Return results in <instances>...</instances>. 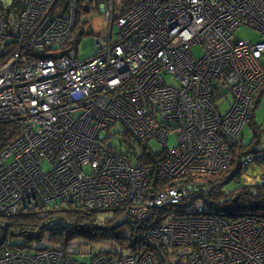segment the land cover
Returning a JSON list of instances; mask_svg holds the SVG:
<instances>
[{"label":"built area","instance_id":"1","mask_svg":"<svg viewBox=\"0 0 264 264\" xmlns=\"http://www.w3.org/2000/svg\"><path fill=\"white\" fill-rule=\"evenodd\" d=\"M80 1L21 0L11 22L0 9V123L17 131L0 149V228L9 216L57 203L120 209L147 224L152 242L183 248L185 264H264V217L209 206L204 182L231 165L264 88V0H134L120 15L116 0H92L105 26L84 25L94 54L82 59L81 38L72 43ZM242 26L259 39L235 36ZM114 137L132 150H117ZM152 138L163 146L159 155L148 152ZM241 162L264 165V150ZM84 253L74 241L5 247L0 264H86L75 258ZM89 264L166 263L125 249L95 253Z\"/></svg>","mask_w":264,"mask_h":264},{"label":"trees","instance_id":"2","mask_svg":"<svg viewBox=\"0 0 264 264\" xmlns=\"http://www.w3.org/2000/svg\"><path fill=\"white\" fill-rule=\"evenodd\" d=\"M89 2L92 0L80 1L72 35L73 44H76L83 35L90 33L84 31L85 20H82L81 14L88 11L86 5ZM133 3L134 0H116L117 15L122 14ZM0 9L7 22L14 21L21 10V0H12V3L7 7L0 4ZM16 134L17 131L13 124L0 123V149ZM232 153L233 161L225 171L204 177V180L211 185V193L207 203L209 206L225 212L226 215L234 216V214L241 215L249 212L264 217V182L241 183L239 175L244 170L241 158L245 153L242 144H235L232 147ZM154 154L159 155L160 153ZM152 158L149 157L150 160ZM233 180L237 182L231 189L224 192L223 185ZM7 220V228H0V249L5 247L26 248V243L12 244L10 239L19 236L28 240L40 239L45 231H50L58 239V245L74 241L81 251H84L82 249L83 244L107 241L110 242L113 249L101 250L99 253L137 249L161 256L166 264L186 263L183 248L165 249L162 245L152 242L144 232L147 224L132 223L120 209L80 212L57 203V207L49 210L13 215ZM42 248L45 247L35 249ZM180 250H183L182 254L179 253Z\"/></svg>","mask_w":264,"mask_h":264},{"label":"rangeland","instance_id":"3","mask_svg":"<svg viewBox=\"0 0 264 264\" xmlns=\"http://www.w3.org/2000/svg\"><path fill=\"white\" fill-rule=\"evenodd\" d=\"M12 3V0H0L1 6L7 7ZM88 11L87 12H82V20H85V28H92L94 25L97 24V27L99 28V31L103 29L105 26L103 21H102V15H101V9H97L98 6L95 4V2H89L87 5ZM101 8V7H100ZM116 29H113V32H115ZM235 36H240L243 39H249L251 41H256L259 39L258 33L254 32L252 29L247 28V27H240L235 33ZM77 56L79 58H84V57H89L94 54V44H93V37L92 34L87 33L83 35L77 45ZM61 49L56 50V53H59ZM192 53L195 58H198L202 55V49L199 45H195L192 48ZM171 76L166 75V79L168 82H171ZM231 100V96L228 95L226 100H220L219 105L221 108V112H225L228 107H229V101ZM257 101V99H256ZM254 112L255 116L253 119V123L248 124L247 122L244 124L239 141L241 139V143L244 145L250 144L252 138L255 139V147L259 149L264 148V93L261 96L260 100L258 101V104L256 105V102L254 104ZM251 119V118H250ZM249 119V120H250ZM248 120V122H249ZM121 129L120 125L112 126L111 130H119ZM243 138V140H242ZM119 137H114L111 139L112 145L117 149L126 150L125 153H129L127 151L132 150L131 147H129L127 144L122 145L119 147ZM243 141V142H242ZM176 143V138L174 135V132H171L168 135V140H167V148L171 149ZM132 146L135 148V150L139 154H144L146 153L145 150L143 149V146L139 145L136 141L131 142ZM257 144V145H256ZM254 146V145H252ZM147 147H148V152L150 153H157L160 150L163 149V146L160 144V142L155 139H149L147 141ZM248 152H255L253 148H249L248 150L245 151L243 155H245ZM242 155V157H243ZM229 167V166H228ZM227 167V168H228ZM227 168H225L223 171H225ZM233 169V168H232ZM221 171V172H223ZM220 172V173H221ZM239 181L243 184H250L252 182H264V165L263 164H253L250 165L247 168H244V170L241 172L239 175ZM207 184H209L207 181H204ZM237 182V181H235ZM234 180L231 182H228L223 185V190L228 191L231 189L234 184ZM209 186V185H208ZM210 187V186H209ZM58 239L56 236H54L50 231H45L44 234L40 239H32L28 240L27 238L24 237H12L10 239V243L12 244H23L26 243L27 247L26 249H31L35 250V248H41V247H53L58 245L57 242ZM107 242V241H106ZM104 242V243H93V244H83L82 249H84L85 253L84 254H79L76 256V258L80 262H84L86 264H89L91 262V259L95 253H99L101 250L102 251H108L112 250L113 246L110 244V242ZM182 250L179 251L180 254H182Z\"/></svg>","mask_w":264,"mask_h":264},{"label":"crops","instance_id":"4","mask_svg":"<svg viewBox=\"0 0 264 264\" xmlns=\"http://www.w3.org/2000/svg\"><path fill=\"white\" fill-rule=\"evenodd\" d=\"M263 93H264V88L260 89V90L257 92V94H256V96H255V102H256V105L258 104V101L260 100V98H261V96L263 95ZM256 99H257V101H256ZM254 116H255V112H254V108H253L251 119H250L249 122H247L248 124H251V123L254 122V121H253ZM242 140H243V138H242ZM242 142H243V141H242ZM239 144H242V143H241V139H240ZM252 145H254V146H252ZM256 145H257V144H256ZM242 146H243V150H244V151L248 150L249 148H253L254 151H263V150H264V148H263V149H259V148L255 147V139H254V138H252L250 144H248V145H244V144H242Z\"/></svg>","mask_w":264,"mask_h":264},{"label":"bare ground","instance_id":"5","mask_svg":"<svg viewBox=\"0 0 264 264\" xmlns=\"http://www.w3.org/2000/svg\"><path fill=\"white\" fill-rule=\"evenodd\" d=\"M10 217V216H9Z\"/></svg>","mask_w":264,"mask_h":264}]
</instances>
